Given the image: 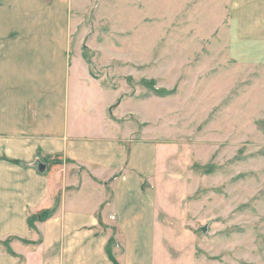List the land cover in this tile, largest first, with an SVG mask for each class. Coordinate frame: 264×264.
I'll list each match as a JSON object with an SVG mask.
<instances>
[{
    "label": "rangeland",
    "instance_id": "374dc122",
    "mask_svg": "<svg viewBox=\"0 0 264 264\" xmlns=\"http://www.w3.org/2000/svg\"><path fill=\"white\" fill-rule=\"evenodd\" d=\"M68 29L173 171V264H264V0H71Z\"/></svg>",
    "mask_w": 264,
    "mask_h": 264
},
{
    "label": "crops",
    "instance_id": "0c3cea01",
    "mask_svg": "<svg viewBox=\"0 0 264 264\" xmlns=\"http://www.w3.org/2000/svg\"><path fill=\"white\" fill-rule=\"evenodd\" d=\"M70 7L0 0V264H173L182 193L69 59Z\"/></svg>",
    "mask_w": 264,
    "mask_h": 264
}]
</instances>
